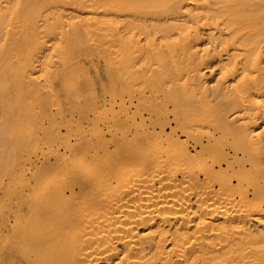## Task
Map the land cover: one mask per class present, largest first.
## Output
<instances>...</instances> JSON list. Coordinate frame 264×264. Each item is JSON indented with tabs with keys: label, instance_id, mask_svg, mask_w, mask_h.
I'll return each mask as SVG.
<instances>
[{
	"label": "bare ground",
	"instance_id": "1",
	"mask_svg": "<svg viewBox=\"0 0 264 264\" xmlns=\"http://www.w3.org/2000/svg\"><path fill=\"white\" fill-rule=\"evenodd\" d=\"M0 264H264V0H0Z\"/></svg>",
	"mask_w": 264,
	"mask_h": 264
},
{
	"label": "rangeland",
	"instance_id": "2",
	"mask_svg": "<svg viewBox=\"0 0 264 264\" xmlns=\"http://www.w3.org/2000/svg\"><path fill=\"white\" fill-rule=\"evenodd\" d=\"M213 74H214V73H213ZM215 74H216V73H215ZM215 74H214V75H215ZM208 75H209V77H211L212 73L209 72Z\"/></svg>",
	"mask_w": 264,
	"mask_h": 264
}]
</instances>
